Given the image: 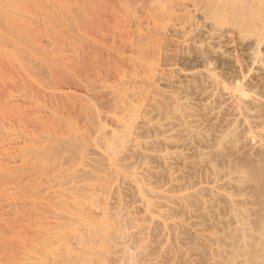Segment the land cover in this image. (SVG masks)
Segmentation results:
<instances>
[{
  "label": "rangeland",
  "instance_id": "374dc122",
  "mask_svg": "<svg viewBox=\"0 0 264 264\" xmlns=\"http://www.w3.org/2000/svg\"><path fill=\"white\" fill-rule=\"evenodd\" d=\"M44 1L40 0V3L41 2L44 3ZM53 1L57 3L52 4L54 3ZM61 1L52 0L51 2L50 0L51 5H48L50 9L49 7H47L46 9H49L50 12L51 11L54 12V13L51 12L52 14H54V16H52V14L49 12L51 14V15L48 14V18L50 17V20H47L48 18L44 20L46 21V23L43 24L44 27L43 25L42 27H40L41 24L39 21L41 20L36 22L40 25L34 22L36 26L40 27L38 28L37 34L34 35V39H31V41H29L28 39L26 40L23 39L24 40L23 42L22 40L23 37L21 38L18 36L17 38L19 39L21 38V40L18 39L19 40L18 41L14 36L13 38H15V40L12 41L13 40L12 39L11 40L12 42H9L8 40L9 42L8 43L7 41H5V39L3 40L5 41L4 43L6 42L8 43L7 45L5 44V47H4V43H0L1 60H3L2 58L4 59L9 58L8 59L9 61L7 59L3 60L5 63H3L0 60L2 62V63L0 62V70H1L0 71V86H1L0 102L2 104V105L0 104V125L3 124L2 126H0L2 128V130L0 131L1 132L0 135L2 134L1 137L3 138L0 139V207H1L0 208V264H40V263H35L38 261H35L34 259H38V257L33 258V255L40 257L42 256L43 258L47 259L46 260L47 264H54L53 262V259H55L54 256H56L55 260L56 261L58 260L57 263L55 262L56 264H79L81 261L83 262L84 259L85 262L83 263L81 262L82 264L85 263L86 264H146V263L148 264V260L150 258L155 257L154 255L156 256L158 255L159 252H156L157 249L152 248V251L148 250V252L143 250L142 249L143 247L140 246L141 243H139L137 236L135 234L134 235L132 234L133 236L129 234V231L131 233L130 227H132L131 226L132 217L138 216V214L134 212H131V214L128 215H122L124 219H122L121 215L117 216V214H115L116 217L115 215L113 216L114 218L112 217L113 220L120 221V223L119 221L118 223L120 224V226L123 225L121 228L123 229L122 231H124L123 233H125L124 234L125 237L122 236L121 238V240L123 239L122 241L124 243L123 246L121 247L122 249H120L119 252H117L120 255H118L117 253H115L114 255L113 254H107L108 256L105 255L108 249L111 253L114 252L113 248H112L113 250H111L110 244L108 243L107 245L102 243V246L101 245L97 246L99 240H96L98 241V243L96 242L97 243L96 244L94 242L95 239L93 238V236L87 235L88 233L86 232L88 231L86 229L81 230L82 228L80 229L81 232L79 231V233L81 234H78V236L74 238L75 240L77 239V241H74V239L70 237L73 239V240L70 239L73 241L72 243L73 251L75 250L73 254L68 253L64 249L57 250L55 245H50L49 243L50 241L46 239L48 233L44 232L43 227H41L42 224L45 222L47 212L45 213V210L43 209L42 205L39 204L37 201L41 200L39 199V197H41L40 192L43 187H40V185L41 186L44 185L45 187V185H47L46 181H48V179H51L50 175H52L51 173L53 171L51 169L52 167L50 166V163L54 157L52 158L50 157L51 160L47 158L48 161L46 159L43 163L42 162L39 163L37 159H39L42 156H46L45 154L47 153H48L47 155H49V152L47 151V153L44 152L45 154L43 153V155L40 154L38 155L36 149L39 142L37 143L36 139H38V141L41 140L42 142L40 141L41 142L40 144L42 147H44V143L46 141L45 140L43 141V139H47V138H41V137L43 136L46 137L49 132H50L49 134L50 136L57 133L56 134L57 136L56 135L51 136L53 139L55 137H58V135L59 136L63 135V133H65L64 137L66 136L68 137L69 129L70 127L73 126H75L74 129H76V131H78L80 134H82L83 132H84L83 134H85L86 136L90 134L89 138L91 137V139L94 138L93 135L96 132L97 134H99L100 137L102 135L110 137L115 127L112 123V118L114 116L113 113H117L115 115H119V110H117L115 103L117 99L121 96V94H123L125 96V97L123 96L125 98L124 99L125 102L127 100H131V102L134 101L137 102L136 98H138V95L141 94L142 97L144 96L143 93H141L144 91L141 89L145 88L147 84L146 83L147 78H150L152 80V83L151 85H149L150 84L149 83L148 86L146 87L150 88L152 86V88L157 87L158 90H166L169 84L167 85V83L164 82V80H160L157 77V73L159 72L164 73L165 75L174 76L177 79H180L178 75V72L180 71L183 72L202 71L203 73L210 71V72H214L219 76L220 79L219 92L216 96L212 98V101L214 106L221 110L220 113L218 115H214V114L211 115V113L206 114V112L205 114L203 112L199 113L200 121L203 122V125L206 128H209L212 131L216 129V127L222 122V120H224L228 116H231L229 115L230 113H232L231 109L229 108L231 104V99L229 97L231 96L232 92L234 91L236 93L238 92L237 87H240L243 90L244 94L247 95V99L251 96L256 99L255 103L251 106L252 111L254 113L253 116H255L253 117L255 123L251 125V127H247L246 125L240 127L241 128L240 133L241 134L245 133V135H247L248 137L251 136V138H249L250 140L247 137L249 141L245 143L247 145H244V148L242 147L239 153L238 152L229 153L230 151H228L227 156H229V159L231 160L234 166H237V168L240 169L242 168L241 170L244 171L246 170L249 173V174L246 173V175L248 176V177L246 176L245 177L246 179L244 180L246 183L243 181L244 183L242 184L240 189H242V194L243 192L244 194H246V196L244 195L245 199L248 197L245 200V202H247L245 204H247L246 209L247 210L249 209L247 213V217H249L248 219H251V221L249 220L250 222H252L250 224L251 225L253 224L252 226L255 229L254 226L258 225L259 227L260 224L264 223V221H262L264 220V150H263L264 148L262 149L259 148L257 146L258 143H256L259 142V139H262L261 141H263L264 143V36H263L264 35V0H224L221 2L220 0H212L218 3V4L214 3L213 6L215 5L217 6V7L215 6L214 8L212 7L211 3H209L210 1L206 2V0L204 1L199 0V2L198 0H193L195 2V5L198 6L193 5L194 2L192 0L191 1L193 2V4L192 2L190 3V0L189 1L188 0H174V1L173 0H61ZM171 1H173L174 3ZM181 1L188 6H186L185 8V5L180 6L179 4H177L178 2ZM40 3L38 1L37 2L38 5L37 4L36 5L38 7L40 5L41 8V5L43 3L42 4ZM202 3L203 5H201ZM29 4H32V6H34L35 2L34 4L31 2ZM63 4L65 5V8ZM175 4L179 6L177 7V5ZM201 6L203 7L201 8ZM194 7H198V8L200 7L201 10H205L204 11L205 13L209 12L206 13V15H208L209 18L201 14L199 15L197 14L195 16L196 11ZM57 10L59 11V13L60 12L63 13L62 15L64 16L63 18L60 14L58 16V12H56ZM71 12L74 15H72ZM184 12H185V16H183ZM191 14H193L192 16L195 18V19L193 18V20L191 21L192 24L190 23V19H189L190 18L189 16ZM73 16L77 21L73 19L74 18ZM71 19H73V21H76L77 23L73 22ZM33 21H35V19ZM70 21L72 22L71 24ZM47 22L49 23V25ZM183 23L185 24L183 25ZM174 24L176 26H179L178 28L175 27L177 31L174 30V27L172 26ZM187 24H189L188 25L189 27L187 26ZM180 25L184 26L183 28L184 30L183 29L182 31L180 30L181 29ZM69 26L72 27L70 28ZM67 27L69 28L67 29ZM187 27L189 29H187ZM139 32L141 33L139 34ZM35 36L39 37L40 40H42L44 43H46L47 41L48 44L47 43L43 44L42 41H40V43H37L38 38L35 39ZM49 40L51 41V43L48 42ZM25 41L26 42L29 41L30 44L31 42L32 44L35 45L40 44L39 46H41L42 44L43 47L41 46L39 51L38 48L36 47L34 48L37 50L38 56L41 57V55L43 54L44 58L38 59V57H36L37 54L32 52L34 48L32 47L33 48L32 49L30 47V44L28 43L29 44L28 45ZM20 43H22V46H29V48H31L32 50V51L30 50L32 52V54L30 53L32 55L31 57H29L30 56L28 55L29 53L28 54L26 53L27 52L26 48L28 47H24L26 50L25 52V50L23 49ZM51 44L54 47L52 46L50 48ZM13 45L14 47H12ZM18 47L24 51L17 49ZM46 48L49 49L47 50ZM10 50L14 51L13 53H15V50L16 52L19 50L18 52H21L22 55L23 53L24 54L26 53L28 58L25 59L26 55H23L22 57L21 53L19 55L16 54V56L20 58L16 57L15 54L11 56L10 54L12 52H10ZM42 50L44 52H42ZM146 57L149 59L150 62L148 61V59H146ZM40 59L41 61L42 60L43 61L41 62ZM151 60L154 62H152ZM23 61L25 62V64H23ZM35 61L36 62L40 61L41 64H43V66H45L46 68L48 67L47 69L44 68L45 70L51 69L49 70L50 72L48 71V73L46 71H45L46 73L45 72H43L44 74L42 73L43 75H45V77L41 74L44 80L40 79L42 78L40 75L37 76L38 77L37 79L35 75L31 74L34 73V70H36L33 68L35 65L32 66L33 64L36 63ZM141 61L143 62L141 63ZM32 62L34 63L32 64ZM26 63H28L29 65ZM38 63L39 62L36 63L37 67L40 65V63L39 65ZM4 64L8 66H5ZM87 64L89 66H87ZM149 64L150 66L152 65V67L153 66L154 67L148 69L147 66ZM3 65L5 66V68H3L4 67ZM23 65L25 68L22 67V69L24 68L25 69L24 71L25 72L28 71L29 73H25L23 70L19 69L21 68L19 66H23ZM144 65L146 66L144 67ZM26 66H30V67L32 66L31 67L32 69L30 67H29L30 69L28 67H27L28 69H26ZM49 66L51 68H49ZM65 67H67V69ZM154 68H156L157 70L155 71ZM67 70L68 72H66ZM70 70L71 71L73 70L72 72H76L77 74L76 73L72 74V72L69 73ZM145 71L147 72L148 75L145 74L146 73ZM19 72L21 73V75H19L20 74ZM148 72L152 75L150 76ZM23 73H25L27 78L30 76L29 79L25 80L26 76ZM47 74L51 75V78H49L50 76ZM32 75L33 77L35 76V79L32 77ZM73 75L74 76L77 75L75 76L77 79L74 78ZM20 76L24 77L23 80L25 81L28 80V81L27 82L24 81L22 83L23 80L22 77ZM47 77L49 80L51 79L53 80L55 78L53 82H51L52 80L50 81L52 85L49 84V80L47 79ZM141 79L142 82L146 84H143L141 82ZM143 79H145V82ZM73 80L74 83H78L76 84L74 90L73 87H69L70 86L69 84H72V86H74ZM196 81L200 84H203L205 82V78L204 77L197 78ZM30 82L31 84H29ZM45 82H47L48 86L47 84L45 85ZM77 85L80 87H77ZM141 85H143V87ZM7 88L9 91L6 90ZM64 89H65V93H67V98H64L65 100L64 99L62 100V97H60L59 95L62 92L59 90H62L64 93ZM67 89L70 92H68ZM10 92L13 93L11 94ZM15 93H17V95L19 96H17ZM22 93L26 95L25 97L26 99L27 98L30 99L31 96L34 97L33 100L32 101L27 100L29 102L25 101L24 100L25 95L23 94L24 99L20 95ZM26 93L28 94V96L31 95L30 98L27 96ZM37 94H39L40 96ZM119 94L120 96H118ZM140 96H139V100H140ZM196 98L200 99L201 96L196 95ZM67 99H69L68 101L71 102L72 104V106L70 105L72 107L71 112L67 111V110L70 111V109L65 108L66 107L65 101ZM34 101L37 105L34 104ZM3 102L9 104L5 105ZM40 102L44 105H42ZM127 102L129 103L130 101ZM38 104L39 106L41 104L44 111H42V107L41 106L39 107ZM28 105L29 106L31 105L33 108L28 107ZM34 105H36L38 108H36ZM4 106L7 107L5 108ZM18 106H21L19 108L23 107L22 110H20ZM45 108L48 109L49 111H46ZM17 110H19V113ZM21 111L22 112L24 111L25 113L20 114ZM34 113H36V115ZM19 114L22 115L19 117V119H23L21 117L25 116V114L27 115V117L30 118L28 119L24 117V120L25 118L28 120L25 121L22 120L21 123V120L19 121L18 119ZM70 117H72L73 120ZM4 120L7 124L4 122ZM68 120L72 122L71 124L72 126L69 125V129L67 127V124L69 123ZM23 121L26 123H23ZM16 123L17 124L21 123V125L17 126ZM8 126L11 127L8 128ZM15 126L18 131L16 130ZM12 127H14L15 129L13 128L14 130L13 129L11 130ZM18 127L20 129V132L22 128V132L19 133V135L23 134L21 136H25L26 139L30 138L29 144H32L34 140H36L35 141L37 143L36 149L34 143H33L34 145H29L30 146L29 149L31 148L30 151L27 149L28 144L27 147H25L26 145L22 146L23 143L21 144V142L18 141V136H19L17 134L19 132ZM26 128L27 131L29 132V137L27 136L28 132L25 133ZM101 128H103L102 129L103 131L101 130ZM8 129H10V131L17 132L16 134L12 132L16 136L18 135L17 137H15V140L17 139L16 141L14 140L13 137L14 135L12 136L11 132H10L11 134L10 133L7 134L9 131L7 132L6 130ZM30 130H35L34 132L36 134L32 131L35 134L34 135L35 139L32 138L33 133ZM41 130L46 134L43 135V132ZM99 130L102 132H100ZM36 131L40 132L41 134L39 133V135H43V136H39L38 132ZM98 131L102 134H100ZM5 133L8 135L10 140H12L11 137H13V141L15 143L10 142L11 146L8 142L6 144L3 143V140L5 138L6 139L4 140V142H6V140L9 141ZM36 135L40 138V140L38 137L36 138ZM50 136H47L48 137L47 141L49 144L53 141V139ZM31 138H32V143L30 142ZM49 138L52 139V141L49 142ZM253 140L254 141L257 140V141L253 142ZM13 144L14 145L20 144L21 146L19 145L13 146ZM45 144H47V142ZM254 144L256 145V147ZM12 146L15 151L14 150L11 151V149L10 150L8 149L11 148ZM16 147H18V151L22 150L21 147L23 149L25 147L26 148L25 152L24 150L23 152L26 153L28 151L27 152L28 154L26 153V156L33 161L29 160L28 158H26L25 154L21 153L22 156H24L22 157L21 154H19L22 151L18 152L17 149H15ZM8 150L11 151L12 153L11 155ZM32 150L33 152L35 151V153H32ZM13 152L15 153L18 152V154L16 153L17 154L16 155ZM30 152L32 153V156L29 155L31 154ZM33 154L38 155V156L36 155L37 159L33 156ZM18 155H20L21 157H19ZM10 156H12L13 158ZM58 156L60 155L58 154L57 157H55V159L59 158ZM26 160H28V162ZM35 160L37 161L35 162ZM31 162L32 165H34L35 163L36 168L33 166L31 167L30 165ZM37 163H39L38 167H37ZM44 163L49 165V170L51 172H48L49 170L46 171V169H48L47 168L48 166L45 165ZM41 165H43V167H45L46 169L43 168ZM32 169L35 170L36 173ZM9 170L11 172H9ZM21 170L23 172H20ZM14 171H17V173ZM28 171L29 173L30 172L31 173L29 174ZM44 171L47 174L50 173V175H47ZM3 172H5L4 173L5 175L3 174ZM7 173L8 175H6ZM40 173L41 174L45 173V175H47L48 177L50 176L47 179V177L43 175L45 179L44 177L42 178L46 184L42 182V180H39V178L42 179ZM2 176L5 177L3 178ZM10 176L11 179H9ZM16 176L18 179L16 178ZM32 180L33 181L36 180V181L33 182ZM31 182H33V184H31L33 188L30 186ZM38 182L40 184H38ZM34 183H36L35 186ZM38 187L41 189H39ZM37 189H39L38 193H37ZM35 194L36 195L38 194L37 197ZM21 200L23 201V204L25 201L28 202L27 203L25 202L26 204L23 205L21 203L22 202ZM22 205L24 207H22ZM38 208L39 210L41 208V210L39 211ZM40 212L43 214H41ZM221 212L223 213L222 210ZM260 221L262 222L259 223ZM186 236L187 235L185 234V237ZM88 237L89 240L87 239ZM90 238L93 241H90ZM103 244L104 247L106 245L107 247L109 246V248L105 250ZM100 246L103 249L102 250L103 252L102 251L101 252L103 253L104 256H102V253L99 251L101 249ZM87 247H89V249ZM97 247L100 249H97ZM27 252L29 253L31 252V253L26 254ZM149 252L150 253L152 252L151 254H153L150 256V258H149L150 254L147 256ZM92 253L93 255H91ZM166 253H164L163 255L159 253V256H157L156 259L154 258L156 261L158 258L157 263L183 264L177 258L173 259L174 256L170 252H166ZM25 254L26 256L30 255L32 257L30 256L26 257ZM203 254L200 255L201 257L203 256L202 258L200 256L198 257V259L200 260L198 262H200V264H205V263L209 264L207 263L208 262V260H206L207 258L204 257L206 255ZM48 255H51V257L54 258L52 259ZM221 255H223V253ZM228 255H229L228 253L227 254L224 253V256H222L219 262H221L223 259L222 264H226V262L224 263V261L226 260L228 261L230 259ZM105 256L107 257V259ZM115 256L116 258L112 260ZM170 256L172 259L170 258ZM82 257H84V259ZM146 257L148 258L146 259ZM30 258H32L33 260H31ZM95 258L101 260L99 261L98 259ZM104 258L107 261H105ZM118 258L119 259L121 258L120 261ZM28 259H30L31 261H29ZM102 259L104 260L105 263L104 262L102 263L103 261ZM108 259L110 261H108ZM219 259H220V255L218 257V260ZM86 260L88 262L91 260L90 261L91 263L86 262ZM204 260H206V262ZM219 262L216 264H219ZM44 263L46 264L45 261ZM262 263L264 264L263 260Z\"/></svg>",
  "mask_w": 264,
  "mask_h": 264
},
{
  "label": "bare ground",
  "instance_id": "6f19581e",
  "mask_svg": "<svg viewBox=\"0 0 264 264\" xmlns=\"http://www.w3.org/2000/svg\"><path fill=\"white\" fill-rule=\"evenodd\" d=\"M38 1L40 3V0H37V1H35V0H0V41H2L0 43H4L5 41L8 42V40H9V42H12L15 40V38H13L14 36L16 37L17 40L19 39V38H17L18 36L21 38L23 37L22 40L28 39L29 41H31V39H34V35L37 34L38 28L42 27V25L44 23H46V21H44V20L47 19L48 14H50L52 12V11L50 12V10H49L50 7L48 6V5H51L50 0L49 1L43 0L44 3L43 2L40 3V4L43 3L41 5V8H40V5H39V7L37 6ZM173 1H171V2H173ZM192 1L190 0V3ZM202 1H204V0H202ZM207 1H210L209 3H211L213 8L216 6V5L215 6H213V5H214V3L216 4L217 2H214L212 0H206V2ZM221 1H224V0H220V2ZM30 2L33 4L35 2V5L36 4L37 5L32 6V4H29ZM51 2H52V0H51ZM175 2H177V1H175ZM193 2H192V4H193ZM198 2H199V0H198ZM56 3L54 2L52 4H56ZM196 3H197V1H196ZM203 3L201 5H203ZM177 4H179L180 6L185 5V8H186V6H188L182 1L178 2ZM177 4H175V5H177ZM179 5H177V7ZM193 5H195V2ZM53 6H55V5H53ZM195 6H198V5H195ZM199 6H200V4H199ZM47 7H49V9H46ZM202 7L203 6H201V8ZM206 7H207V5H206ZM57 8H58V5H57ZM64 8H65V5H64ZM64 8H63V10H64ZM194 8L196 11L195 16L197 14L198 15L201 14V15H205L207 18H209L208 15H206V13H209V12L205 13L204 12L205 10H201L200 7H199L200 9L198 7H194ZM206 9H208V8H206ZM182 10H184V9H182ZM60 11H62V10H60ZM56 12H58V16H59V14L61 16L63 15V13H61V12L59 13L58 10ZM185 12H184L183 16H185ZM52 13H54V12H52ZM65 13H68V12H65ZM71 14H72V12H71ZM72 15H74V14H72ZM192 15L193 14H191L189 16L190 18L188 17L190 19L191 24H192L191 21L194 18ZM52 16H54V14H52ZM63 17L64 16H62V18ZM59 18H61V17H59ZM185 18H187V17H185ZM34 19H35V21H33ZM73 19L76 20L75 17ZM73 19H71V20L73 21ZM39 20H41V21H39ZM47 20H50V17ZM37 21H39L41 25L36 23ZM76 21H73V22H76ZM34 22L36 24L40 25V27L36 26ZM71 23L72 22L70 21V24ZM179 24H182V23H179ZM184 24L185 23H183V25ZM48 25H49V23H48ZM174 25H172V26L174 27V30H176L175 27L178 28L179 26H176V25L174 26ZM188 25L189 24H187V26ZM76 26H77V24H76ZM182 26L180 25L181 29L179 28L181 31L184 28V26L183 27ZM43 27H44V25H43ZM69 27H67V29ZM74 27H75V25H74ZM188 27H187V29H189ZM185 31H187V30H185ZM61 32H60V34H61ZM40 33H41V31H40ZM140 33L141 32H139V34ZM32 36H33V38H32ZM21 38L19 40H21ZM36 38H38L37 43H40V41H42V40H40L39 37L35 36V39ZM4 39H5V41H3ZM24 40H23V42H24ZM46 40H48V39H46ZM29 41L28 42L25 41V42L28 44ZM7 42L4 43V47H5V44L7 45L9 43V42L8 43ZM48 42L51 43L50 40ZM35 43H36V41H35ZM46 43H47V41H46ZM46 43L43 42V44H46ZM20 44L22 46V43H20ZM34 45L35 44H32V42H31L30 47L31 48L36 47V48H38V51L40 50L41 46L43 47L42 44H41V46H39L40 44L35 45V46ZM52 46L53 45L51 44L50 48ZM12 47H14V45ZM22 47L24 50H25L24 47L29 48V46H22ZM28 48H26L27 52H26V50H25V52L27 54L29 53L28 54V55H30L29 57L32 56L31 55L32 52L37 54V50L35 48H34V50L36 52L34 50L32 51L31 48H29V49ZM17 49L24 51V50L20 49L19 47ZM13 50H14V48H13ZM28 50L29 51L31 50L32 52L31 51L29 52ZM43 50H42V52H44ZM10 52H12L10 54L11 56H13L14 54L16 56V54L19 55L21 53V52L17 53L16 50H15V53H13L14 51H12V50H10ZM26 53L25 54L23 53V55H26L25 56L26 58L24 57L25 59L28 58ZM34 53H33V55H34ZM21 55H22V53H21ZM23 55H22V57H23ZM42 56H43V54L41 55V57H39L37 54L36 57H38V59L44 58V56L43 57ZM16 57H18V56H16ZM147 57H146V59H148ZM18 58H20V57H18ZM2 59L6 60L7 58L6 59L2 58ZM0 60H1V58H0ZM3 60H1V61L3 63H5ZM153 60H154V58H153ZM30 61H31V58H30ZM40 61H41V59H40ZM40 61H37L40 63V65L38 63V65H39L38 67L36 66L37 65L36 61H35L36 62L35 64H33L34 62H32V64H33L32 66L35 65L37 68L34 66L33 68L36 70H34V73H31V74L35 75L36 77L38 75H40L42 77L40 79L44 80L43 76L45 77V75H43L44 74L43 72L46 71L48 73V71L51 69L45 70L48 67L46 68L45 66H43V64H41V62L43 60L41 62ZM148 61H149V59H148ZM142 62L143 61H141V63ZM152 62H154V61H152ZM23 64H25L24 61H23ZM26 64H28V63H26ZM150 64H152V63H150ZM150 64L147 66L148 69L152 67V65L150 66ZM146 65H147V63H146ZM146 65H144V67ZM5 66H8V65H5ZM5 66L3 68H5ZM50 66H49V68H51ZM87 66H89V65L87 64ZM19 67H21V68H19L20 70H23V71L25 70L24 65L19 66ZM22 67H24V68L22 69ZM27 67L29 68L30 66H26V69H28ZM54 67H52V68H54ZM65 68L67 69V67H65ZM154 69H155V71L157 70L156 68H154ZM75 70H76V68H75ZM72 71L70 70L69 73ZM35 72H36V74H35ZM66 72H68V70ZM19 73H17V74H19ZM25 73H29V72L26 71ZM25 73H23V74L25 75ZM73 73L75 74L76 72H72V74ZM72 74H71V77H72ZM145 74H147V72ZM19 75H21V73ZM33 75H32V77H33ZM47 75H49V74H47ZM52 75H53V72H52ZM78 75H79V73H78ZM151 75L152 74H150V76ZM178 75H179L180 79H177L171 75H165L164 73H161V72L157 73V77L160 80H164V82H166L167 85L169 84L168 88L166 90H158V88L154 87V86H153L154 88H152V86L151 87L149 86L150 88H148L146 86H148L149 83H150L149 85H151L152 80L150 78H147L146 79L147 84H146V83H143L142 79H141V82L143 84H146V86L144 85L145 88L143 89L142 88L143 85H141L142 86L141 90L144 91L141 93H143L144 96L142 97L141 94H140L141 96L138 95V98H136L137 102L136 101L131 102V100H127V101H130L129 103L127 101L125 102V100H124L125 96L123 94H121V96H120V94H119L118 96H120V97L117 99V101L115 100L117 110H119V115H115L117 113H113L114 116L112 118V123L115 127H114L110 137H107L104 135H102L104 137H102V136L100 137L99 134H97V132H96L95 134L97 135V137L94 134L95 135V136L93 135L94 138L91 139V137L89 138L90 134L88 136L83 134L84 132L82 134H80L78 131H76V129H74L75 126L70 127V129H69V125H71L72 122H70L68 120V122L70 123V124L69 123L67 124V127L69 129V132H68L69 136L68 137H70V138H68L67 136L64 137L65 133H63V135H61V136L58 135V137H55L53 139L51 136H53V135L55 136L57 133H55V134L52 133L53 135L50 136L49 135L50 132H49L47 134V136H50L53 139V141H52V139L49 138V142L52 141L50 143L51 145L47 141L48 137L43 136L46 133H44L41 130L43 132V135H39L40 132L36 131V132H38L39 136H43L41 138H47V139H43V141L45 140L47 142V144H45L46 142L45 143L43 142L44 147H42L40 144L42 141L40 140V138L37 135H36V138L38 137L41 142L38 141V139H36L37 141L34 140L35 139L34 135L36 134L34 132L35 130H30L31 132L33 131L35 133L34 134L32 132L33 137L30 135L32 138H34L33 143L35 145L32 143V138L30 140V142L32 144H29L30 138L26 139L25 136H21L23 134L19 135V133L22 132V128H21V132H20V129L18 127V129H19L18 133L10 131V129L6 130L7 132L9 131L8 133L6 132L7 134H9L10 132L11 133L13 132L15 134L17 133L19 135V136L17 135L18 141L21 142V144L23 143L22 146L26 145L25 147H27V144H28L27 149L29 151L31 150V148L29 149V147H30L29 145H34L35 149H36V144L39 142L37 145V149H36L37 154L43 155L44 152L45 153H47V151L49 152V155H47L48 153L47 154L44 153L46 156H42L40 158L38 157L39 159H37V157H36L37 154L36 155L33 154V156L39 161V163L40 162L43 163L47 158L51 160V158L54 157L53 158L54 160L52 159L53 162L51 161V163H50V166L52 167L51 169L53 171L51 173L52 175H50V173L47 174L44 171L47 175L51 176V179H48L50 176L48 177L47 175H45V173L44 174L40 173L41 178L44 177L43 175H45V177H47L48 181H46L47 185H45V187H44V185L43 186L40 185V187H43L42 189L38 187L39 189H41V192L39 191L41 194V197H39V199H41V200L37 201L39 204L42 205L43 209L45 210V213L47 212V214H46L47 216L45 215L46 216L45 222L42 224L41 227H43L44 232L48 233V236L46 239L50 241L49 242L50 245H55L57 250L58 249L59 250L64 249L68 253L73 254L75 250L73 251V248H72L73 247L72 246V243H73L72 240L75 237H77L78 234H81V233H79V231L82 228L81 230L86 229L88 231V232H86V233H88L87 235L93 236V238L95 239L94 240L95 243L96 242L98 243V241H96V240H99V243L98 244L96 243L97 246L98 245L102 246V243L107 244V245L109 243L111 246V250L114 249L113 250L114 252L111 253L108 249V251H106V253L104 251V253H105V255H107V254H113L114 255L115 253L119 252L120 249H122L121 247L123 246L124 243L122 241L123 239L121 240V238H122V236L125 237L124 236L125 233H123L124 231H122L123 229L121 228L123 225L120 226L119 220H118L119 223H118V221L113 220V218H114L113 216L115 214H117V216L118 215H121V216L122 215H128V214H131V212H134V213H137L138 216L132 217V222H131L132 227H130L131 233L129 231V234L131 236H133L134 234L137 236L139 243H141L140 246L143 247V248L142 247L141 248L143 250H145L146 252H148V250L152 251V248L157 249L156 252L161 253V255H163L166 252H170L174 256L173 259L177 258L183 264H200V262H198V261H200L198 259V257L200 255H202L203 253H204L203 255H206L204 257L207 258L206 260H208L207 263H209V264L218 263L221 260L222 256H224V253L225 254L228 253L229 254L228 257L230 258V259L227 258V259H229L228 261L227 260L224 261V263L226 262V264H263L262 260L264 262V258H263L264 257V223L260 224L259 227H258V225L254 226L255 229L252 226L253 224L252 225L250 224V223H252V222H250L251 219H248L249 217H247V213H248L249 209L248 210L246 209L247 204H245V203H247V202H245V200L248 197L245 199L246 194H244V192L242 194V189H240L242 184L245 182L244 180L246 179L245 177L247 176L246 173H248V171L241 170L242 168L240 169V168H237V166H234L232 164L231 160L229 159V156H227L228 151H230L229 153H231V152L232 153H236V152L239 153L240 149L242 147L244 148V145H247L245 143H247V141L250 140L249 138H251V136L248 137L247 135H245V133L244 134L240 133V129H241L240 127L243 125H246L247 127H251V125H253L255 123V120H253V117H255V116H253L254 113L252 111L251 106L255 103L256 99L252 96L247 99V95L244 94L243 90L240 87H237L238 92L237 93L235 91L232 92L231 96L229 97L231 99V104H230L229 108L232 111V113H230L229 115H231V116H228L227 118L222 120V122L216 127V129H214L212 131L211 129L206 128L203 125V122L200 121L199 113L203 112L205 114V112H206V114L211 113V115L212 114L218 115L220 113L221 110L219 108L215 107L213 104V101H212V98L214 96H216L219 92V85H220L219 76L217 74H215L214 72H210V71H207L206 73H203L202 71H191V72L180 71V72H178ZM23 76H20V77H22V80L26 75L24 77ZM35 76L33 77L34 79H35ZM49 76H50L49 78H51V75H49ZM75 76H77V75H75ZM75 76L73 75L74 78H76ZM29 77L27 78V76H26L25 80L29 79ZM32 77H31V79H32ZM201 77L205 78V82L203 84H200L196 81L197 78H201ZM34 79H33V81H34ZM37 79H38V77H37ZM47 79H48V77H47ZM25 80H23L22 83ZM51 80H49V84H51L50 83ZM53 80L51 82H53ZM143 80L145 82V79H143ZM27 81H25V82H27ZM45 81H47V80H45ZM68 82H67V84H68ZM75 82H76V80H75ZM77 82H79V81H77ZM35 83H37V82H35ZM73 83H74V80H73ZM29 84H31V82ZM46 84H47V82H45V85ZM76 84H78V83H74L73 84L74 86H72V84H69L70 86L69 85L68 86L73 87V90H74ZM22 85H24V84H22ZM36 85H38V84H36ZM47 86H48V84H47ZM37 87H39V86H37ZM43 87H45V86H43ZM77 87H80V86L77 85ZM68 89H67V91H68ZM6 90H8V88ZM32 91H30V92H32ZM49 91H51V90H49ZM59 91L62 92L59 94L60 97H62V100L64 98H67V93H65V89H64V93L62 90H59ZM156 91H157V93H156ZM25 92H28V91H25ZM39 92H41V91H39ZM68 92H70V91H68ZM76 92H77V90H76ZM10 93L12 94L13 92H10ZM3 94H5V93H3ZM15 94L17 95V93H15ZM23 94L24 93L20 94L22 98L25 95V94L24 95ZM48 94H49V92H48ZM37 95H39V94H37ZM50 95H51V93H50ZM196 95H200L201 98L197 99ZM17 96H19V95H17ZM27 96H28V94H27ZM30 96L31 95H29L28 97L30 98ZM139 96H140V100H139ZM0 97H1V94H0ZM25 97H26V95L24 96V98ZM70 97H72V96H70ZM7 98H10V97H7ZM33 98L34 97L31 96L30 99L25 98L24 100L25 101H27V100L32 101ZM42 99H43V97H42ZM1 100H3V99H1ZM59 100H61V99H59ZM68 100L69 99H67L65 101V106H66L65 108L70 109V111L69 110H67V111L71 112L72 104ZM29 101H27V102H29ZM13 103H15V102H13ZM31 103H33V102H31ZM37 103H39V102H37ZM0 104H1V102H0ZM4 104L8 105L9 103L5 102ZM34 104H36L35 101H34ZM41 104H40V106H41ZM62 104H63V102H62ZM36 105H34V106L36 108H38ZM42 105H44V104H42ZM24 106H25V104H24ZM38 106H39V104H38ZM1 107H3V106H1ZM4 107L6 108L7 106H4ZM19 107H21V106H18V108ZM28 107H32V106L28 105ZM22 108H19V109L22 110ZM17 111L19 113V110H17ZM42 111H44L43 107H42ZM46 111H49V110L46 109ZM22 113H25V112L21 111L20 114H22ZM20 114L18 116V119L20 116H22ZM26 114H25V116L21 117L23 119H19V121L21 120V123H22V120H24V117H26L28 119L30 118V117H27ZM34 114L36 115V113H34ZM17 115H16V117H17ZM71 115H72V113H71ZM26 118H25V120H28ZM70 118H72V117H70ZM72 120H73V118H72ZM24 121H23V123H26ZM4 122H5V120H4ZM21 123L20 124L16 123V124L18 126V125H21ZM2 125H0V126H2ZM10 127L8 126V128H10ZM13 128L14 127H12L11 130ZM15 128H16V126H15ZM102 129L103 128H101V130ZM1 130H2V128L0 129V131ZM16 130H17V128H16ZM25 130H26L25 133H27L28 132L27 128ZM47 131H48V129H47ZM67 131H66V133H67ZM102 131H100V132H102ZM6 133H5V135H7ZM13 133H12V136L14 135L13 137L15 140V137H17V136ZM27 134H28L27 136L29 137V132ZM100 134H102V133H100ZM1 135H0V137H1ZM6 137H8V135ZM13 137H11L12 140H10V138L8 137L7 139H9V141L6 140V142H4V140L6 139L5 138L3 140V143H5V144L7 142L9 144H10V142L13 143L14 142ZM247 137L249 140L247 139ZM0 139H3V138L1 137ZM261 140L262 139H259V142H256L253 140V142L258 143L257 146L262 149V148H264V143ZM43 143H42V145H43ZM15 145L21 146L20 144H15ZM15 145L13 144V146H15ZM10 146H11V144H10ZM13 146L11 148H8V149L9 150L11 149V151H13L14 150ZM40 146H41V148H40ZM25 147H24V149L21 147L22 150L19 149L22 152L18 151V147H16L15 149H17V151L20 152L19 154L22 153V154H25V156H26V153L28 151L26 153H24L25 149H26ZM251 147H252V145H251ZM255 147H256V145H255ZM63 148H64V150H63ZM23 150H24V152H23ZM11 151H9L10 155L12 154ZM18 152H16V153L18 154ZM9 153H7V154H9ZM13 153H15V152H13ZM32 153H35V151L33 152V150H32ZM32 153L29 155L32 156ZM22 154H21V156H22ZM58 154L60 155V156H58L59 158L55 159V157H57ZM18 156L21 157L20 155H18ZM47 156H49V157H47ZM10 157H12V156H10ZM22 157H24V156H22ZM26 158L29 159V157H27V156H26ZM48 159H47V161H48ZM13 160H15V159H13ZM22 160H24V159H22ZM29 160H31V159H29ZM37 160H35V162ZM55 160H58V161H55ZM26 161L28 162V160H26ZM26 161H25V163H26ZM31 161H33V160H31ZM39 163H37V167H38ZM30 165H31V167L33 166L36 168L35 163H34L35 166L32 165V162ZM30 165H29V167H30ZM43 165H41V166L43 167ZM45 165H47V164H45ZM23 166H24V164H23ZM47 166H48L47 167L48 169L43 167L46 169V171L49 170V165H47ZM35 168H33V169H35ZM39 168H40V166H39ZM22 169H23V167H22ZM42 170H44V169H42ZM33 171L35 172V170H33ZM39 171H40V169H39ZM9 172H11V171L9 170ZM14 172L17 173V171H14ZM20 172H23V171L21 170ZM48 172H51V171L49 170ZM4 173L5 172H3V174ZM28 173H29V171H28ZM35 173H33V174H35ZM6 175H8V173ZM19 175H20V173H19ZM24 176H26V175H24ZM45 177H44V179H45ZM16 178H17V176H16ZM22 178H24V177H22ZM34 178H36V177H34ZM9 179H11V176ZM39 180H42V182L45 183L43 178L42 179L39 178ZM35 181H33V182H35ZM33 182L30 183L31 187H32L31 184H33ZM27 184H29V183H27ZM38 184H40V183L38 182ZM35 185H36V183H34V186ZM35 189H34V192H35ZM39 189H37V193H38ZM37 195H36V197H37ZM25 202L27 203L28 201H25ZM25 202H24V204H26ZM21 203L23 204V201ZM23 205H22V207H24ZM245 205H246V207H245ZM38 210H39V208H38ZM40 210H41V208H40ZM221 210L223 211V213L221 212ZM41 214H43V213H41ZM248 216H249V214H248ZM115 217H116V215H115ZM122 219H124L123 216H122ZM262 221H264V220H262ZM262 221H260L259 223H261ZM132 228H133V230H132ZM126 234H128V233H126ZM185 234L188 237L187 236L185 237ZM70 237H72L73 239ZM70 239H72V240H70ZM87 239L89 240V237ZM74 241H77V239L76 240L74 239ZM90 241H93V240L90 238ZM100 242H101V244H100ZM104 244H103V247H104ZM101 246H100L101 249L97 247V249H100L99 250L100 252L103 250ZM105 247H104L105 250H107V248H109V246L107 247L106 245H105ZM87 248L89 249V247H87ZM91 249H92V246H91ZM77 252H79V251H77ZM96 252H98V251H96ZM108 252H110V253H108ZM30 253L27 252L26 254H30ZM151 253L149 252L147 254V256L150 254L149 258L151 255H153ZM159 253L157 256H159ZM222 253H223V255H221ZM26 254H25V256H26ZM166 254H169V253H166ZM79 255H80V253H79ZM91 255H93V253ZM118 255H120V254H118ZM219 255H220V259L218 260ZM48 256L51 257V255H48ZM71 256H73V255H71ZM102 256H104L103 253H102ZM109 256H112V255H109ZM154 256L155 257L150 258L148 260V264H159V263H157L158 258H157V261L155 260L157 256L156 255H154ZM30 257H32V256H30ZM34 257L35 258L38 257V259H34L35 261H38L35 263L45 264L44 263V261H45L47 264V261H46L47 259L43 258L42 256L40 257V256H34L33 255V258ZM50 257H49V259H50ZM54 257L56 259V256H54ZM54 257H51V258L53 259ZM226 257H227V255H226ZM82 258L84 259V257H82ZM115 258H116V256L112 260H114ZM147 258L148 257H146V259ZM170 258H171V256H170ZM225 258H224V260H225ZM30 259L33 260L32 258H30ZM30 259H28V260L31 261ZM55 259H53L54 264H56L58 261V260L56 261ZM57 259H58V256H57ZM95 259H98V258H95ZM106 259H107V257H106ZM120 259H119V261H120ZM84 260H83V262H85ZM88 260H89V258H88ZM104 260H105V258H104ZM104 260L102 261V263L104 262ZM112 260H111V262H112ZM206 260H204V261L206 262ZM90 261L88 262L86 260V262H88V263H91ZM105 261H107V260H105ZM108 261H110V260L108 259ZM74 263H75V261H74ZM92 263H93V261H92ZM222 263H223V259L221 262H219V264H222Z\"/></svg>",
  "mask_w": 264,
  "mask_h": 264
}]
</instances>
